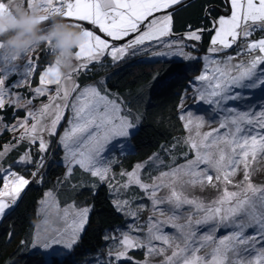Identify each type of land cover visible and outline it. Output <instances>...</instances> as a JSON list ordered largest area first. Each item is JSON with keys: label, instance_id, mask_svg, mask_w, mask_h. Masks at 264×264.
I'll return each instance as SVG.
<instances>
[{"label": "snow or ice", "instance_id": "6c2138e0", "mask_svg": "<svg viewBox=\"0 0 264 264\" xmlns=\"http://www.w3.org/2000/svg\"><path fill=\"white\" fill-rule=\"evenodd\" d=\"M183 2L0 0L2 11H41L49 14L41 17L45 23L50 22V16L74 21L70 24L82 29L87 38L75 51L78 63L73 70L64 76L54 62L47 66L39 75L40 86L30 88L33 96L26 103L22 102L18 92L12 90L26 85L30 87L29 78L37 70L38 59L33 58L32 53L37 49L24 53L23 56L27 57L25 63L17 65L14 62L22 55H11L0 45L3 50L0 52V110L6 103L26 110L24 119H17L14 124L4 123V117L0 116V135L4 131L19 133L13 137L15 143L0 145V162L24 145L22 153L18 152V158H14L7 168L0 163V221L6 223L15 215L22 193L33 180L43 182L41 169L45 157L38 155L34 161L32 146H37L38 154L46 153L52 137L64 151L66 180L72 177L77 167L100 182L109 180L113 154L129 151L131 138L138 134L143 117L134 113L133 108L144 103V97L125 100L119 95L113 96L103 78L81 87L74 75L92 71L89 67L92 64L97 70L103 69L106 56L115 66L129 55L135 56L138 51L154 46L155 42V46L163 45L168 51H156L151 55L170 57L166 61L170 68L167 76L161 79L153 76L154 91L169 90L187 80L188 86L178 94L177 108L181 110L178 118L188 133L183 140L188 151L183 155L187 157L191 152L192 158L168 171H161L151 183L140 178L142 164H137L132 172L120 173L127 177L120 187L138 186L151 200L153 215L148 217L145 239L122 233L121 250L110 251L108 256L116 264L122 261L132 264L128 252L143 249L145 259L135 264H151L150 258L154 257L162 258L160 264H264V184L253 181L257 166L264 162V109L259 112L238 110L245 102L248 109L255 103L245 101L246 90L260 88L264 93V35L251 39L256 32L264 34V0H228L230 15L212 21L215 35L208 52L213 55L202 58L205 62L202 71L197 66L199 58L192 51H185L186 48L195 50L196 44H186L185 41H200L204 29L189 30L178 39H164L175 36L173 16ZM80 22L93 28H85ZM96 30L107 38L96 34ZM120 41L123 43H116ZM234 45V54L228 53L227 50L233 49ZM221 53L223 59L219 58ZM189 71L200 74L189 79ZM13 76L18 80L12 81ZM53 85L55 88L51 92L54 94H50L49 86ZM189 91L192 96L187 95ZM44 96H47L48 103L38 109L29 107L33 99ZM186 99H192L194 104L199 102L201 111L216 113L212 120H219L218 127L201 131L206 121L203 116L184 110ZM204 104L209 107L204 108ZM66 112L69 113L67 119ZM62 121L66 126L58 135ZM172 147L175 148L176 144ZM158 159L156 154L149 157L150 162ZM20 166L36 169L30 173L31 180L14 170ZM238 175H241L240 179H236ZM111 180L115 181V175ZM109 187L113 184L109 183ZM164 189L167 194L159 196ZM189 189H215L217 196L205 203L199 197L186 195ZM113 204L117 211L124 212L129 200H115ZM165 204L170 206L171 215L163 220L156 218L157 213L165 216L160 207ZM53 205L58 209V200L51 191L46 192L39 201V213L44 215L45 224L49 222ZM185 205L190 207V212L184 216V223H177L181 219L177 211ZM90 211L87 206L77 208L74 203L67 204L60 216L62 227L54 228L50 234L34 227L30 247L34 250L32 255L38 258L35 264H69L80 246ZM127 214L135 218L138 212L129 211ZM165 225L176 229L177 235L164 232ZM201 227L206 230L201 232ZM133 230L145 231L138 226ZM221 230H225V234L218 237L216 233ZM24 243L21 241V245Z\"/></svg>", "mask_w": 264, "mask_h": 264}, {"label": "trees", "instance_id": "16d2710c", "mask_svg": "<svg viewBox=\"0 0 264 264\" xmlns=\"http://www.w3.org/2000/svg\"><path fill=\"white\" fill-rule=\"evenodd\" d=\"M227 11H229L227 0H184L182 5L177 6V11L173 16L172 30L175 36L164 39H178L189 30L204 29L201 40L194 42L199 48L197 50H200L199 53L206 54L215 32L212 21L218 20ZM65 21L73 23L70 20ZM50 23L51 21L46 22V25ZM258 34L261 35L262 33L259 32ZM153 45L146 48L145 51H138L135 56L129 55L115 66L111 65L106 56L103 60L106 67L103 69L97 70L96 65L93 64L89 66L92 71H88L87 74L74 75L75 81L81 87L86 84H95L97 80L103 78L106 87L113 96L119 95L125 100H133L137 96L144 97L145 102L137 104L133 108V112H138L143 119L140 121L138 134L131 138L132 149L128 154L119 155L122 164L120 168H128L139 161L148 159L155 153H160L164 160L169 161L172 155L171 151L166 152V149L172 150L176 156L183 155L186 150L183 144L178 143V136L183 132V126L182 121L178 118L181 110L177 108V104L180 100L178 94L188 86L187 80L175 84L169 90L154 91L153 76L157 79L167 76L170 65L166 61L170 57L156 58L151 56V50H155V42ZM38 50L41 53L37 57L34 52L35 57L38 58V65L35 74L29 80L30 87L26 85L12 90L18 92L23 100L33 96L30 88L34 89L38 85L39 75L43 68L53 61L50 50L44 45H41ZM146 51L149 53H145ZM186 51L193 52L190 48H186ZM198 58L197 66L200 69L202 63L200 58L202 57ZM185 63L197 62L185 61ZM197 73L189 71L188 78H193ZM16 78L13 76L11 79L16 81ZM189 94L190 91L187 95L189 96ZM47 101V96L37 97L33 99L32 104H37L36 108H40ZM185 104L186 109L193 103ZM25 111L22 107L17 109L6 103L5 108L0 110V116L4 117L7 124H11L17 119H23ZM11 134L12 132L4 131L0 135V145L15 143ZM173 144H176L175 148L172 147ZM54 145L53 142L48 152L43 154H38L36 152L37 146H32L34 161L38 155L45 157L44 167L41 169L43 182L37 183L33 180L22 193L15 215L7 219L6 223L0 221V264H35V260L38 258L32 255L34 250L30 244L35 235L34 227L37 228L39 221V201L47 190L54 192L62 206L74 203L91 208L80 246L75 255L71 257L69 264H110V262L116 264L110 257L107 258V255L110 251H116L120 246L121 238L117 232L125 229L130 220L129 217L125 212L116 210L113 204L115 201L114 192L107 183L100 182L97 177H90L78 167L74 168L72 177L67 180L65 175L54 178L50 174L55 162L53 160ZM23 147L22 144L19 149L13 150L7 156L11 159L6 157L5 162L9 164L14 158H18L17 154L18 152L22 153ZM14 169L24 173L30 180L32 179L30 173L36 170L34 167L24 168L23 166ZM9 233L11 236L8 235ZM21 241L25 242L24 245H21ZM130 254L137 261L145 259L143 250H131ZM120 264H124V262L122 261ZM132 264H135L133 259Z\"/></svg>", "mask_w": 264, "mask_h": 264}, {"label": "rangeland", "instance_id": "374dc122", "mask_svg": "<svg viewBox=\"0 0 264 264\" xmlns=\"http://www.w3.org/2000/svg\"><path fill=\"white\" fill-rule=\"evenodd\" d=\"M227 14H228V12H225L221 16L225 17V15H227ZM157 15H163V13H158ZM70 22H74V21L70 20ZM80 23H83V26L85 28H89V29L93 28V26H91L89 24L86 25L84 22H80ZM96 34L101 35L102 38H107L105 36V34L100 33L97 30H96ZM214 35H215V32H214ZM257 36H258V33L256 32L254 34V36L251 37V39H259L261 37L260 36L258 38ZM108 39H110V38H108ZM185 43L186 44H192V43H195V42L194 41H185ZM238 43H239V41H238ZM210 47H211V43L209 45V48ZM197 49H199V48L196 46V49L193 50V52L195 51V54H193V55H195L196 57H202L203 58L206 55H208V56H212L213 55V54L209 53L208 51L206 52V54L199 53L200 50H197ZM235 49H236V46L234 45L233 49H228L227 52L228 53H232V52H234ZM76 50H78V49H76ZM2 51L3 50H0V52H2ZM149 51H146L145 53H149ZM156 51H168V49L165 48L163 45L161 47L160 46H155V50H151V53L152 52H156ZM185 51H186V49H185ZM35 53H36V56L38 57L41 52H39V50L37 49L35 51ZM35 53H32V57L33 58H36L35 57ZM147 56H149V55H147ZM223 56H224V54L221 53L219 58L223 59ZM164 58H166V57H164ZM202 58H200L202 60V63L200 64V66H201L200 70L201 71L203 70V65L205 63ZM26 59H27V57H24L22 55V58L20 60H18V61H15L14 63L17 64V65H23L25 63ZM36 63L38 65L37 59H36ZM52 63H53V61H52ZM52 63L48 64L47 66H50ZM76 63H78V62L74 61V65ZM46 67H44L43 70ZM198 74H200V72H198L196 75H198ZM31 78L32 77H30L29 80ZM16 79L18 80V77ZM74 79H75V77H74ZM6 86H7V83H6ZM37 86H40L39 83H38ZM49 88H50V94H54V92H51V89H54L55 86L54 85L53 86H49ZM13 92H15V91H13ZM190 94H189V96L193 95V93L191 91H190ZM73 95H75V94H73ZM247 100L255 101V103L251 106V109H248V105L245 102L243 104V107L238 109V110H251V111H254V112H259L260 110L264 109V93L261 92L260 88L246 90V92H245V101H247ZM22 102L26 103L27 100H25V99L23 100L22 99ZM188 102H192L193 104L189 105L186 109L184 107V110H191L194 115L203 116L204 120L206 121L205 126L201 129V131H208L210 127L211 128L218 127L219 120H215V121L212 120L213 115H215L216 113H214L212 111H201V104L199 102L194 104L192 99H186L185 103H188ZM47 103H48V101H47ZM36 105L37 104H35V105L31 104V105H29V107L32 108V109H38V108H36ZM184 105L186 106V104H184ZM203 107L204 108H208L209 106L207 104H204ZM68 115H69V113L66 112L65 113V119L68 118ZM220 118L222 119L223 116H221ZM31 122L32 121L29 120V123H31ZM4 123H6V122L4 121ZM14 123H16V121L11 123V124H14ZM65 126H66L65 123L62 121L61 125L58 128V135L61 134V132H62V130H63V128ZM18 135H19V133H12L11 137L18 136ZM187 135H188V133L183 128V132L180 134V136H178V143L179 144H183V140H184V138ZM53 142L55 143V152H54V155H53V157H54L53 160L55 161V165L51 168L50 174L53 175L54 178H58V177H61V176L66 174L67 164L64 161V151L58 145L57 140H56L55 137L51 138V143L49 145V148H50V146H51V144ZM183 145L186 147L185 152L188 151L187 145H185V144H183ZM131 149H132V145H131ZM129 151L124 152V153L116 152V153L113 154L112 163H111L112 171L109 174V180L104 181V182L107 183L108 185H109V183L113 184V187H111V189L114 192L115 200H121V201L122 200H129V205L125 207V211H124L126 214L129 211H137L138 212V215L135 218H133V217H131L130 215L127 214V216L130 219L129 223H127L125 229L118 231L117 235H119L120 238H122L121 234L126 232V233H128L129 235H131L133 237H137L138 236V237H140L141 240H143V239H145V237L147 235L146 227H147L148 217L153 215L151 200L148 198L146 193H144L141 189L138 188V186H136L134 184L131 185L128 189L121 188L120 185L124 184L127 181V177L126 176H121L120 173H122V172H125V173L126 172H132L135 169V166L137 164H142V165H144V168L139 173L140 178L145 183H151L152 179H154L156 176H158L161 171H168L170 168L175 167L176 165L184 164L186 162V159H191L192 158V153L189 152L187 157H185L184 155L176 156L175 154L172 153V150L166 149V152L171 151L172 157H171V160H169V161L164 160L163 156L160 153L159 154L155 153L159 157V159L156 160V161L150 162L149 158H148V159L139 161V162L135 163L134 165H132V166H130L128 168H125V169L124 168H120L122 166V164H121V162L119 160V155L128 154ZM105 155H107V153H105ZM153 155H151V157ZM166 157H168V156H166ZM7 158H9V157H7ZM9 159H11V157ZM160 161H162L163 163H160ZM0 163H2V166L4 168L8 167V163H6L5 161L0 162ZM116 164H117V166H116ZM257 167H258V171L254 175L253 181H254V183H257V184H264V162H261V164L258 165ZM19 173L21 175H24L25 178H27V176L24 173H22V172H19ZM0 174H2V172H0ZM112 175H115V181L111 180ZM240 178H241V175H238L236 177V179H240ZM49 191H51L53 193V196L56 198V195L54 194V192L52 190H47V191H45V193L49 192ZM166 194H167V190L166 189L161 190L158 193L159 196H164ZM185 194L190 196V197L191 196L199 197L200 199L204 200L205 203H207L209 200L214 199L217 196V192H216L215 189H207L205 191H200L199 189H189V190L186 191ZM43 198H44V195H43V197L41 199H43ZM56 200H57V198H56ZM70 204H73V203H70ZM75 206L77 208L85 207V206H80V205H76V204H75ZM141 206H143L142 210H140ZM39 207L40 206H38V208ZM64 207L65 206H62V205L59 204V208L57 209L55 207V205H53V207L51 209V212H50V219H49V222L47 224L44 223V215L42 213H39V211H38V213H39V221L37 223V228H39L42 233L46 232V233L50 234V233L53 232L54 228L62 227L63 223L60 220V216L62 215V210H63ZM160 207L164 210L165 216L161 217V216H159V213H157L156 214V218L163 220V219H166L168 215H171V212L169 211V207H170L169 205L165 204V205H161ZM189 212H190V207L187 206V205H185L183 209L177 211V215H181V219L179 221H177V223H184V216H186ZM137 226L141 227V228H144L145 231L144 232H136V231H134L133 229L135 227H137ZM205 230L206 229L204 227H201V232H203ZM163 231L168 233V234H170V235H177L176 229H174V228H172L170 226H167V225L164 226ZM223 234H225V230H221V231L216 233V235L218 237L222 236ZM155 243L158 244L159 242H155ZM118 250H121V246H119L116 249V251H118ZM131 250H137V249H131ZM131 250L128 252V256H130V257H132L131 254H130ZM139 250H143V249H139ZM143 252H144V250H143ZM201 254H203V251L201 252ZM107 258H109L108 255H107ZM132 259L134 260V262L137 261L133 257H132ZM161 259H162L161 257L150 258L151 264H160V260ZM140 261H143V260H140Z\"/></svg>", "mask_w": 264, "mask_h": 264}, {"label": "clouds", "instance_id": "9594fccd", "mask_svg": "<svg viewBox=\"0 0 264 264\" xmlns=\"http://www.w3.org/2000/svg\"><path fill=\"white\" fill-rule=\"evenodd\" d=\"M41 11L0 10V45L11 55L21 56L44 45L54 64L66 76L74 68L75 50L87 39L82 29L72 26L61 16H50V24L41 20Z\"/></svg>", "mask_w": 264, "mask_h": 264}, {"label": "crops", "instance_id": "0c3cea01", "mask_svg": "<svg viewBox=\"0 0 264 264\" xmlns=\"http://www.w3.org/2000/svg\"><path fill=\"white\" fill-rule=\"evenodd\" d=\"M227 1H228V0H227ZM227 12H228V14H227V15H225V17H228V16L230 15V4H229V11H227ZM258 33H259V32H258ZM261 35H264V34H261ZM261 35H260V34H258V36H257V37L259 38ZM119 43H123V41H120ZM57 102H59V101H57ZM54 149H55V145H54ZM54 165H55V162H54ZM54 165H53V166H54ZM53 166H52V167H53Z\"/></svg>", "mask_w": 264, "mask_h": 264}, {"label": "water", "instance_id": "95a60500", "mask_svg": "<svg viewBox=\"0 0 264 264\" xmlns=\"http://www.w3.org/2000/svg\"><path fill=\"white\" fill-rule=\"evenodd\" d=\"M86 25H88L86 22H84Z\"/></svg>", "mask_w": 264, "mask_h": 264}]
</instances>
